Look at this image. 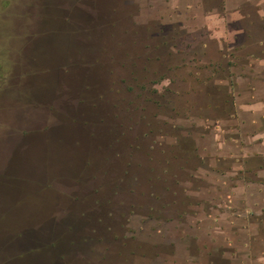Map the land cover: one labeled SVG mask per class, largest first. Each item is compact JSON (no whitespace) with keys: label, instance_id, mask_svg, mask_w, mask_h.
I'll list each match as a JSON object with an SVG mask.
<instances>
[{"label":"rangeland","instance_id":"rangeland-1","mask_svg":"<svg viewBox=\"0 0 264 264\" xmlns=\"http://www.w3.org/2000/svg\"><path fill=\"white\" fill-rule=\"evenodd\" d=\"M256 1L232 42L208 18L222 0H0V228L51 209L62 264L257 263L264 213L208 194L264 186V156L225 144L224 102L263 51ZM12 177L37 185L4 200Z\"/></svg>","mask_w":264,"mask_h":264},{"label":"crops","instance_id":"crops-1","mask_svg":"<svg viewBox=\"0 0 264 264\" xmlns=\"http://www.w3.org/2000/svg\"><path fill=\"white\" fill-rule=\"evenodd\" d=\"M247 0H222V5L220 6L221 11L215 13L214 16H209V19L213 17H219L220 25L218 26L219 29L216 31L217 34L222 35L223 38L229 37L232 39L239 34H241L239 29V23H241L242 19L246 17L243 11L244 2ZM264 3V0H257L256 6H260ZM258 12H262L260 9L257 10ZM205 17V16H204ZM259 21L262 23L264 22V13L258 15ZM207 28V26H206ZM209 30V27L207 28ZM264 31V27H262ZM212 31L215 32L213 29ZM245 44H241V47ZM257 46H259L263 51L260 55H253L250 57V63L246 66L249 67V71L247 76H242L245 80H242L246 84L245 91L238 92L235 94V101L232 103L224 102L225 107V117L231 118L234 117L236 119L235 125H232L230 128L231 131L234 130L235 135L228 136L226 138V145L230 144L235 149H239L240 155L243 158L253 157L255 159H259V156H264V42L260 40L257 42ZM243 60V58H241ZM246 64V63H245ZM239 82V81H238ZM230 99L234 97L233 94L229 91ZM229 108V109H228ZM235 114V115H234ZM220 128V127H219ZM221 129V128H220ZM222 144H219V147ZM220 157H234L233 155H224L222 151L219 152ZM239 155V157H241ZM239 157H236L237 159ZM239 161H241L239 159ZM251 167V166H246ZM254 168L251 170L253 171ZM257 176H260L258 174ZM180 185V184H179ZM256 186L255 184L249 183L246 184L244 189L239 190L238 187L232 188L231 191L227 192H218L216 190H211L208 194L217 193L219 196L223 195H230L231 192L234 194V199H231V202H227L224 204L225 208L230 209H237L235 210L236 213H239L242 216V220L246 223L248 216L251 214L255 216H260L264 213V186ZM254 190V192H252ZM257 193L261 195V198L258 201L251 200V194ZM239 200V201H237ZM225 211L227 209H224ZM199 219V226H202V223H210V218L207 219L206 216H198ZM239 219V217H238ZM236 218V220H238ZM262 220V219H261ZM260 220V221H261ZM197 223V224H198ZM258 226L261 224L258 222L256 223ZM186 238L191 241H198L193 235L186 236ZM228 240H230L228 238ZM252 250V249H251ZM251 250L244 249L243 253L245 257L252 258L254 254H252ZM208 251L204 252V255H207ZM251 253V254H250ZM241 256V255H240ZM243 256V257H244ZM258 261V262H257ZM257 263L254 264H264V253L262 252L258 258ZM187 264H195V262H187ZM210 264V263H209Z\"/></svg>","mask_w":264,"mask_h":264},{"label":"trees","instance_id":"trees-1","mask_svg":"<svg viewBox=\"0 0 264 264\" xmlns=\"http://www.w3.org/2000/svg\"><path fill=\"white\" fill-rule=\"evenodd\" d=\"M80 1L81 0H75L77 3H80ZM67 68L65 73H68L70 70L69 66H67ZM4 182H6L5 185L7 186L10 184L17 187L13 188L11 191H6L3 196H1L4 200L9 199L10 193L22 192L21 188L17 185L28 183L37 185L35 181H30L28 178L18 179L12 177L6 179ZM54 202L55 201H53L51 208L54 207ZM11 210L12 207L10 203L1 201L0 217L7 215ZM49 211H44L43 215L35 223L22 225L16 232H13L12 229H8L7 226L0 228L3 232L0 236L2 239L0 240V264H62V235L58 228L55 227V220L51 219L49 222L45 221L50 214ZM34 224H36V226H33ZM74 244L75 243H73V246Z\"/></svg>","mask_w":264,"mask_h":264}]
</instances>
